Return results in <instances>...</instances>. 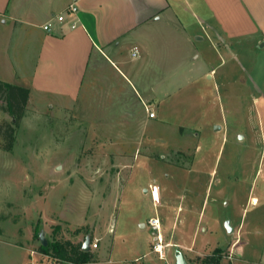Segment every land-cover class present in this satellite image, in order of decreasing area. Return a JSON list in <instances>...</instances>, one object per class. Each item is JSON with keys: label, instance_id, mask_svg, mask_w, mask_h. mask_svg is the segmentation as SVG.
I'll use <instances>...</instances> for the list:
<instances>
[{"label": "rangeland", "instance_id": "rangeland-1", "mask_svg": "<svg viewBox=\"0 0 264 264\" xmlns=\"http://www.w3.org/2000/svg\"><path fill=\"white\" fill-rule=\"evenodd\" d=\"M252 74L264 79V68ZM154 78L144 73L141 83ZM203 82L157 91L161 121H138V138L129 140L121 136L126 123L102 120L101 99L91 97L88 104L82 98L53 111L33 98L22 119L6 112L0 99V121L17 127L12 150H4L0 138V264H67L40 251L55 239L89 242L96 261L86 264H177V251L197 264L216 247L227 248L225 264H264V235L244 231L232 252L236 235L227 227V210L224 221L212 219L206 244L205 234L192 226L199 217L202 223L204 213L205 223L214 213L215 174L227 163L239 176L244 164L254 173L261 169L259 184L264 181V103L245 96L232 103ZM155 185L159 196L152 193ZM195 202L200 208L205 203L201 215ZM166 207L179 224L173 243L163 226L159 234L146 224L151 217L164 218ZM252 216L253 211L245 214L247 227ZM159 243L163 253L155 249Z\"/></svg>", "mask_w": 264, "mask_h": 264}, {"label": "crops", "instance_id": "crops-1", "mask_svg": "<svg viewBox=\"0 0 264 264\" xmlns=\"http://www.w3.org/2000/svg\"><path fill=\"white\" fill-rule=\"evenodd\" d=\"M70 2L0 0V74L5 75L0 80L28 87V105L36 98L39 106L57 111L82 98L101 99L97 104L102 105V120L126 123L121 136L129 140L138 138V121H161L159 90H182L204 81L212 90L224 91L232 103L244 96L264 103V79L252 74L264 68V0H81L75 15L64 23L53 19V29L44 30L42 25L67 11ZM194 38L204 43L192 46ZM147 72L154 81L142 85L141 75ZM174 73L177 77H170ZM140 89L149 92L144 95ZM145 105L156 117L150 119ZM131 145L137 152L138 146ZM200 150L196 148L197 154ZM170 164L179 169L189 166ZM244 166L240 176L230 163L216 172L214 213L206 223L204 213L202 223L199 217L192 224L198 234H205L201 237L205 244L213 232L212 219L224 221L225 210L229 232L236 235L232 252L244 231L264 235L262 172ZM204 204L200 208L199 202L193 203L200 215ZM165 209L166 216L159 219L173 243L179 224L169 207ZM250 211L247 227L244 217ZM195 244L176 241L190 248Z\"/></svg>", "mask_w": 264, "mask_h": 264}, {"label": "trees", "instance_id": "trees-1", "mask_svg": "<svg viewBox=\"0 0 264 264\" xmlns=\"http://www.w3.org/2000/svg\"><path fill=\"white\" fill-rule=\"evenodd\" d=\"M30 98L28 87L16 85L0 80V99L5 102L4 110L13 118L22 119ZM17 127L7 120L0 121V138L3 140L2 148L12 150L16 140ZM77 229L76 232H78ZM35 235H38L36 230ZM40 251L46 255H51L67 264H86L96 261L94 253L89 248L84 249L83 243H74L71 240L55 239L46 245L42 243ZM227 248L216 247L211 252L198 258L197 264H225ZM227 264H233L229 261Z\"/></svg>", "mask_w": 264, "mask_h": 264}, {"label": "built area", "instance_id": "built-area-1", "mask_svg": "<svg viewBox=\"0 0 264 264\" xmlns=\"http://www.w3.org/2000/svg\"><path fill=\"white\" fill-rule=\"evenodd\" d=\"M80 1L81 0H72V2L69 3L67 11L59 13L57 15H55L51 20H49L48 22H46L45 24L42 25L43 29L46 31H51L53 29V19H55L57 22L59 23H64L67 21V17L69 15H75L78 11H79V7H80ZM77 26L76 23H72V27L75 28ZM134 50V55H137V53L139 52L137 47L133 48ZM148 110V115L150 118H154L156 117V112L153 111L152 109H150L149 107L147 108ZM157 191L159 193V187L157 185H155L152 188V193L154 195V192ZM148 226L153 230V232H157V233H161V221L158 217H151L148 220ZM161 235H159V240L161 241ZM93 246L95 248H97V243H94ZM163 245L161 243L158 244V246L155 247V249L160 252H162Z\"/></svg>", "mask_w": 264, "mask_h": 264}, {"label": "water", "instance_id": "water-1", "mask_svg": "<svg viewBox=\"0 0 264 264\" xmlns=\"http://www.w3.org/2000/svg\"><path fill=\"white\" fill-rule=\"evenodd\" d=\"M227 227H228L229 231H231V227L229 225V222H227ZM84 249L85 250L89 249V242H86L84 244ZM177 264H190V263H188V261L186 260L184 254L181 251H177Z\"/></svg>", "mask_w": 264, "mask_h": 264}, {"label": "bare ground", "instance_id": "bare-ground-1", "mask_svg": "<svg viewBox=\"0 0 264 264\" xmlns=\"http://www.w3.org/2000/svg\"><path fill=\"white\" fill-rule=\"evenodd\" d=\"M155 193H156V191H155ZM159 194V193H158Z\"/></svg>", "mask_w": 264, "mask_h": 264}]
</instances>
